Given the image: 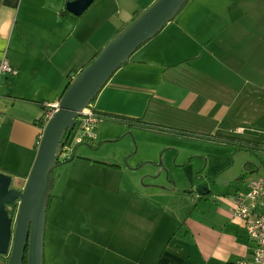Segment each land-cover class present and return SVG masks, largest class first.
I'll return each instance as SVG.
<instances>
[{"label": "crops", "instance_id": "1", "mask_svg": "<svg viewBox=\"0 0 264 264\" xmlns=\"http://www.w3.org/2000/svg\"><path fill=\"white\" fill-rule=\"evenodd\" d=\"M154 1L95 0L78 18L61 15L67 0H0V59L17 71L0 81V173L13 178L14 188L23 186L34 161L44 104L58 103L75 75ZM92 107L103 122L131 120L180 133L189 131L177 126L192 125V135L211 130L209 135H230L223 139L232 137L239 147H256L264 139V0H188L118 69ZM100 124L92 144L112 139L110 128L97 134ZM253 173L246 165L226 196L209 188L190 195L152 190V209L146 210L136 203L135 190H125L120 219L129 235L121 258L141 264L138 237L152 228V264L250 260L254 244L230 211ZM6 262L0 255V264Z\"/></svg>", "mask_w": 264, "mask_h": 264}, {"label": "rangeland", "instance_id": "2", "mask_svg": "<svg viewBox=\"0 0 264 264\" xmlns=\"http://www.w3.org/2000/svg\"><path fill=\"white\" fill-rule=\"evenodd\" d=\"M103 119L96 132L110 128L112 139L77 146L70 138L68 146H77L74 158L64 164V159H59L61 166L51 174L43 264H67L69 259L71 264H131L121 258L129 235L120 219L127 189L135 190L136 203L146 210L152 209V190L176 188L190 195L200 190L206 193L209 188L215 195L226 196L245 174L246 165L254 169L250 179L264 177V139L256 147L242 150L234 138L223 139L230 135H209L211 130L192 135V125L177 126L189 131L180 133L109 124ZM88 160L95 162L93 167L85 162ZM14 183L12 180V187ZM146 213L152 217L151 211ZM140 234L141 264H152V228ZM69 239L72 248L68 254Z\"/></svg>", "mask_w": 264, "mask_h": 264}, {"label": "water", "instance_id": "3", "mask_svg": "<svg viewBox=\"0 0 264 264\" xmlns=\"http://www.w3.org/2000/svg\"><path fill=\"white\" fill-rule=\"evenodd\" d=\"M94 1L71 0L66 3L65 10L80 17ZM187 1L155 0L75 75L62 93L57 110L42 129L34 161L22 187H12L13 178L0 173V255L7 258L6 264H23L25 254L27 264H43L45 221L51 191L48 182L52 172L61 166L62 149L73 133L77 119L118 69L174 20ZM105 122L119 124L110 119ZM76 148L69 162L74 158ZM7 207L14 208L12 216Z\"/></svg>", "mask_w": 264, "mask_h": 264}, {"label": "built area", "instance_id": "4", "mask_svg": "<svg viewBox=\"0 0 264 264\" xmlns=\"http://www.w3.org/2000/svg\"><path fill=\"white\" fill-rule=\"evenodd\" d=\"M4 75L14 77L17 75V71L10 66L5 58H2L0 59V81ZM57 105L58 103L44 104L48 110L45 113V124L57 110ZM101 120L102 118L95 114L92 105H88L76 121L73 133L77 134L73 139V144L94 143L96 140L95 127ZM68 141L62 149L60 158H65L73 151L68 146ZM230 213L232 218L243 222L247 236L254 244L251 259L241 260L236 264H264V177L248 181L246 190L238 192L234 196Z\"/></svg>", "mask_w": 264, "mask_h": 264}, {"label": "trees", "instance_id": "5", "mask_svg": "<svg viewBox=\"0 0 264 264\" xmlns=\"http://www.w3.org/2000/svg\"><path fill=\"white\" fill-rule=\"evenodd\" d=\"M67 1H71V0H67ZM63 17H66V16H72V15H70L69 13H67V12H63L62 14H61ZM139 15V13H136L134 16H133V18H132V20L131 21H133L137 16ZM79 18V17H78ZM78 18H76V19H78ZM130 21V22H131ZM100 52H101V50L95 55V57L87 64V65H89L99 54H100ZM86 65V66H87ZM85 66V67H86ZM84 67V68H85ZM72 81V80H71ZM70 81V82H71ZM70 82H69V84H70ZM68 84V85H69ZM67 85V86H68ZM67 86H66V88H67ZM65 91V90H64ZM95 101V99L93 100V102ZM92 102V103H93ZM91 103V104H92ZM126 122H128V124H130V125H136V124H138V121H126ZM44 125H45V121H44V119H43V117H42V119H40V121L37 123V126L42 130L43 129V127H44ZM240 149H242V150H246V149H248V148H246V147H243V146H241V147H239ZM69 159V158H68ZM68 159H66V160H64V162H66V163H68L69 162V160ZM101 165H103V166H108V167H112V168H115L116 166H114V165H106V164H103V163H100ZM243 178V177H242ZM50 200H51V195H49V198H48V206H49V203H50ZM7 209H8V214L10 215V216H12L13 214H14V208H11V207H7ZM23 264H27V262H26V254H25V257H24V260H23Z\"/></svg>", "mask_w": 264, "mask_h": 264}, {"label": "flooded vegetation", "instance_id": "6", "mask_svg": "<svg viewBox=\"0 0 264 264\" xmlns=\"http://www.w3.org/2000/svg\"><path fill=\"white\" fill-rule=\"evenodd\" d=\"M71 155V152L68 154V156H66L65 158H59V159H64V160H66V159H68L69 158V156Z\"/></svg>", "mask_w": 264, "mask_h": 264}]
</instances>
